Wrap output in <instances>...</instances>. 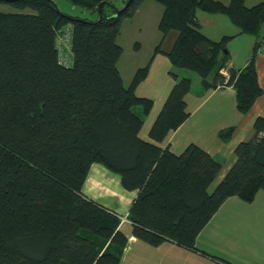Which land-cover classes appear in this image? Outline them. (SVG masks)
Returning <instances> with one entry per match:
<instances>
[{
    "label": "trees",
    "instance_id": "16d2710c",
    "mask_svg": "<svg viewBox=\"0 0 264 264\" xmlns=\"http://www.w3.org/2000/svg\"><path fill=\"white\" fill-rule=\"evenodd\" d=\"M69 1L98 15L106 5L93 21L62 12L52 0H0L15 10L0 12V264H121L128 237L119 215L84 194L94 164L119 175L125 190L138 191L128 216L134 237L196 250L198 235L229 198L253 203L264 192V118L210 192L223 162L197 144L179 155L159 145L190 117L193 82L177 71L197 73L203 92L232 86L238 112H249L263 95L256 58L264 45V2L154 0L163 7L162 39L125 86L117 40L123 21L146 0H129L118 14L113 0ZM199 11L225 15L240 34L256 37L245 68L222 74L232 37H207ZM170 32L177 34L166 53L175 83L144 140L154 101L136 90ZM67 33L70 66L59 61L58 40ZM234 129L219 132L223 142Z\"/></svg>",
    "mask_w": 264,
    "mask_h": 264
},
{
    "label": "crops",
    "instance_id": "0c3cea01",
    "mask_svg": "<svg viewBox=\"0 0 264 264\" xmlns=\"http://www.w3.org/2000/svg\"><path fill=\"white\" fill-rule=\"evenodd\" d=\"M152 1L154 0H146L133 18L137 17L146 6L151 9L156 8ZM217 1L228 3V0ZM261 2H264V0H246V5L253 7ZM160 14L158 17L159 22L162 18L163 11ZM197 17L202 32L210 39L219 41L225 36L232 37V41L230 40L228 44L231 60L228 69L223 70L222 74L228 78L230 68L236 70L245 68L252 57L253 47L257 41L256 38L251 37V35L240 34L239 28L233 25L225 15L209 14L199 11ZM157 36L158 43L156 47L162 39L161 34ZM176 38V33L170 32L168 34L162 45L164 53L154 58L147 79L136 90L138 96L147 97L154 101V112L151 111L145 119V124L148 122V119H151V126L156 121L175 83L170 75L173 67L166 53L171 51ZM236 43H239V45ZM142 49V44L139 41H136L132 46L129 60H134V63H130V71H126L127 80L123 77L122 70L125 51L118 63V69L123 82L125 84L127 81L128 86L136 71L145 67L152 58L139 61L138 57H140ZM256 68L259 84L263 88V95L256 100L249 112L246 114H240L238 112L236 107V93L232 86H224L206 92L201 90L198 92L191 91L186 97L188 111L190 113L189 119L177 131L171 133L163 143L159 144L160 147L169 148L172 152L179 155L190 144H197L214 158L220 159L221 162L223 155L229 157L228 163L223 161V169L218 178L225 170L228 172L236 160V158L233 159L236 147L253 135L255 121L260 117L264 118V45L257 55ZM177 72L179 77L182 78L181 70ZM199 124V129L202 134L200 141L193 134L194 129ZM211 125H214L215 128L211 127ZM229 127H235V129L231 139L225 143L219 137V132ZM242 129H244V133ZM183 131L187 132L183 134ZM237 136L243 137L237 139ZM141 137L144 140H149V136L143 137L141 134ZM96 165L94 164L91 168L84 186V191L92 195L93 200L115 211L119 215L121 219L120 229L128 237V243L124 250L121 264H227L222 260L230 264H240V259H237L238 257L243 258L253 252L254 247L251 248L246 244L247 241L249 243L252 242L253 236L249 232L247 236L246 230H241L244 221L249 218L246 214H242V211L248 210L249 208L247 207L253 205L259 199L258 197H261L260 192L257 194L253 203H246L237 197L229 198L198 235L195 244L196 250L188 249L169 241L158 247H153L134 237L132 234L133 225L128 219V216L131 206L138 196V191L125 190L121 185V177L119 175L113 174L105 170V168ZM223 215L225 216L223 217ZM250 217L254 220L255 215ZM260 217H264V215H260ZM223 220H226L230 228L221 229L219 227V224ZM244 235H246V241L243 245V242L238 240V238ZM256 249L258 250L257 247Z\"/></svg>",
    "mask_w": 264,
    "mask_h": 264
},
{
    "label": "rangeland",
    "instance_id": "374dc122",
    "mask_svg": "<svg viewBox=\"0 0 264 264\" xmlns=\"http://www.w3.org/2000/svg\"><path fill=\"white\" fill-rule=\"evenodd\" d=\"M52 1L58 6L59 10H61L62 12L66 14L93 20V21L100 18V15L93 13L92 11L84 9L82 7L73 5L70 3L69 0H52ZM128 1L129 0H113L115 9L122 10L123 8L126 7ZM152 2H154L153 4H155L156 8L151 9L148 6H146L144 7L143 11L137 17L125 19L122 23L121 34L118 37L117 41H118V44L124 48V51H125L123 61H122V70H123V77H125L126 80H127L126 71L129 72L130 71L129 67H131L130 63H134V60H131V61L129 60L130 59L129 54L132 52L131 50H132V46L134 45V43L136 41H139L142 44L143 49L140 52V57H138L139 61H142V60L145 61L147 59H150L153 56V51L155 50L156 44L158 43L157 35L161 34L159 31V27H158L159 26L158 17L159 15H161L160 13L163 11V7L160 4L156 3L155 1H152ZM106 9L108 11H111V9L110 8L108 9V7ZM0 12H15V10L8 5H0ZM68 34L69 33H67L66 35ZM251 37H255V36L251 35ZM236 44L239 45V43H236ZM62 46L65 47L66 44H62ZM63 52L69 54L68 49L66 50V47H65V50L63 49ZM181 72H182V78L187 77L192 80L193 82L192 91L193 92H198L200 90L202 91L201 78L197 73L192 72V71H187V70H181ZM125 86H128L127 81L125 83ZM138 111L140 112V109ZM152 112H154V109L152 110ZM150 120L148 119V122L146 121L147 123L144 125V128L141 131V134L143 137L148 136V131H150L149 129L152 124L150 123ZM212 120H215V119H212ZM211 127L215 128L214 125H211ZM199 128H200V124L197 128L194 129L193 134L197 136V139H199L200 141V136H202V134ZM187 131H183V134H185ZM243 131L244 129H242V132ZM241 137L243 136H237V139H241ZM234 158H235V155L233 159ZM222 159H223L222 162L225 161L226 163H228L229 161V157L225 155L222 156ZM96 166L105 168L101 164H97ZM105 170L107 169L105 168ZM226 174H227V171L225 170V172L222 173L220 177L212 185V187L210 188V192L214 191V189L222 181V179L225 177ZM106 183L108 184V182ZM84 194L90 199L93 198L92 195L88 194L85 191H84ZM260 196L261 197H258L259 199H257L253 203V205H251L250 207H247L249 208L248 210L242 211V214H246L249 218L244 221L241 230H246L245 231L246 235L249 232L253 236L252 242L249 243L247 241L246 244L251 248L254 247L253 248L254 250L252 249L253 252L247 254L243 258L238 257L237 259H240L239 260L240 264H264V217H260V215H264V192L261 191ZM245 206H248V205H245ZM252 215H255L254 220H252V218L250 217ZM224 216L225 215H223V217ZM219 227L221 229L230 228L227 225L226 220H223L219 224ZM246 235L242 236L241 238H238V240L243 242V245L245 244V241H246ZM256 247L258 248V250L256 249Z\"/></svg>",
    "mask_w": 264,
    "mask_h": 264
},
{
    "label": "built area",
    "instance_id": "2783aa9c",
    "mask_svg": "<svg viewBox=\"0 0 264 264\" xmlns=\"http://www.w3.org/2000/svg\"><path fill=\"white\" fill-rule=\"evenodd\" d=\"M62 44H66V50L68 49L69 54L64 53L63 49L65 50V47L62 46ZM58 49H59V61L62 65L70 66L73 63L72 60V54H71V43H70V35H65L63 37H60L58 40Z\"/></svg>",
    "mask_w": 264,
    "mask_h": 264
},
{
    "label": "water",
    "instance_id": "95a60500",
    "mask_svg": "<svg viewBox=\"0 0 264 264\" xmlns=\"http://www.w3.org/2000/svg\"><path fill=\"white\" fill-rule=\"evenodd\" d=\"M105 5H106V2H103V3H101V4L99 5L100 19H101V17H102V15H101V10H102V8H103ZM127 5H128V4H127ZM127 5H126V7H127ZM126 7H125V8H126ZM123 9H124V8H123ZM123 9H122V10H123ZM119 11H121V10H118V9H117V10H116V13L118 14Z\"/></svg>",
    "mask_w": 264,
    "mask_h": 264
},
{
    "label": "bare ground",
    "instance_id": "6f19581e",
    "mask_svg": "<svg viewBox=\"0 0 264 264\" xmlns=\"http://www.w3.org/2000/svg\"><path fill=\"white\" fill-rule=\"evenodd\" d=\"M62 34H63V33H62ZM59 38H60V37H59ZM59 38H58V39H59ZM58 50H59V49H58Z\"/></svg>",
    "mask_w": 264,
    "mask_h": 264
}]
</instances>
